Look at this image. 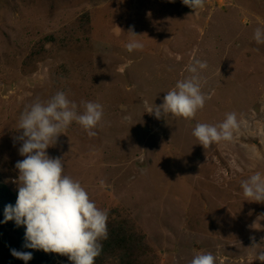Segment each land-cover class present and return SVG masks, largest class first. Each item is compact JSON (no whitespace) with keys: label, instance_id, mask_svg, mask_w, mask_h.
I'll list each match as a JSON object with an SVG mask.
<instances>
[{"label":"rangeland","instance_id":"obj_1","mask_svg":"<svg viewBox=\"0 0 264 264\" xmlns=\"http://www.w3.org/2000/svg\"><path fill=\"white\" fill-rule=\"evenodd\" d=\"M257 28L264 0H204L195 11L182 0H0V184L17 199L26 107L58 92L78 106L97 102L104 115L95 137L73 122L47 150L107 211L108 235L124 225L137 240L128 255L102 241L95 264H191L196 251L216 264H261L264 203L247 201L241 187L264 173ZM130 29L142 50L127 51ZM197 60L207 64L204 108L192 119L150 114ZM229 113L240 123L232 141L199 145L195 126ZM4 232L16 236L0 223ZM53 255L52 264H73ZM0 264L24 262L0 248Z\"/></svg>","mask_w":264,"mask_h":264},{"label":"clouds","instance_id":"obj_2","mask_svg":"<svg viewBox=\"0 0 264 264\" xmlns=\"http://www.w3.org/2000/svg\"><path fill=\"white\" fill-rule=\"evenodd\" d=\"M182 3L194 11L204 7V0H182ZM128 33L131 39L126 45L127 51L142 50L144 44L137 39L141 35L135 34L133 29ZM254 39L258 44H264V28L256 29ZM206 68V62L195 61L188 68L192 75L178 81L166 93L162 105H154L150 114L157 119L167 115L194 118L207 100L201 90L200 75ZM144 106L148 108L147 101ZM103 115L100 103L86 101L78 106L64 92L56 93L48 101L33 102L21 114L19 128L22 134L17 139L21 143L18 151L23 159L14 165L18 172V179L14 181L17 199L14 205L5 206L0 223L12 221L17 227H25L24 248L67 256L73 264H95L101 255V242L108 239L107 211L96 206L79 181L65 174L63 159L50 157L47 150L57 144L58 137L73 122L90 138L95 137ZM239 127L237 115L229 113L218 125L198 123L193 136L199 145L207 147L232 141ZM241 187L247 201L264 203V173L250 175ZM196 252L191 264H216L212 253ZM10 254L24 264L33 258L31 252L14 248ZM257 259L264 264V252L258 253Z\"/></svg>","mask_w":264,"mask_h":264},{"label":"trees","instance_id":"obj_3","mask_svg":"<svg viewBox=\"0 0 264 264\" xmlns=\"http://www.w3.org/2000/svg\"><path fill=\"white\" fill-rule=\"evenodd\" d=\"M16 202V197L12 195L9 191H7L6 187L0 184V221L4 218V208L6 205L12 204L14 205ZM9 229H11L13 234L16 236H12L7 232L0 233V248L6 257H12L10 254L11 249H17L20 251H27L32 253V260L28 262V264H52L54 262L53 253H45L42 250H33L24 248L25 244V227L19 226L17 227L14 222L10 221L5 224ZM117 231L114 233L110 232L108 235L107 241H105V247H108V250L113 249L111 247V241L119 246H124L127 250V255L130 250L132 253V249L136 243V238L132 235H129L125 226H117ZM128 234V236H127ZM111 239V241H110ZM110 241V242H108ZM108 242V243H107ZM111 247V248H110ZM137 248V247H136ZM135 248V249H136Z\"/></svg>","mask_w":264,"mask_h":264}]
</instances>
